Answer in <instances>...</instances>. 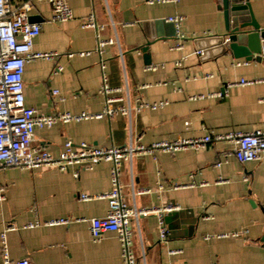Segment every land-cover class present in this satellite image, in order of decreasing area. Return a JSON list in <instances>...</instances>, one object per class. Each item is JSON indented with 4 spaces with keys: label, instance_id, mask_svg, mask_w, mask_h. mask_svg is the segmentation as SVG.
<instances>
[{
    "label": "crops",
    "instance_id": "obj_1",
    "mask_svg": "<svg viewBox=\"0 0 264 264\" xmlns=\"http://www.w3.org/2000/svg\"><path fill=\"white\" fill-rule=\"evenodd\" d=\"M28 0H13L18 5ZM33 2L31 15H39L41 33L37 51L57 52L54 58H34L24 72L26 104L39 112H99L103 71L112 86H128L132 98L169 103L156 110L144 109L130 120L123 115L94 118L37 128L34 147H47L55 155L71 139L75 143L125 145L132 138L151 143L178 137H198L228 131L264 128V80L241 84L242 79H264V54L247 61L232 51L198 52V38L224 32L223 0H69L74 17L66 22L49 19L46 0ZM257 20L264 27V0H251ZM95 14L105 28L102 38H114L102 51L97 30L83 21ZM180 15L184 47L174 48L175 26L167 18ZM164 19L163 35L148 37L144 22ZM152 29V28H151ZM154 26L152 32L157 33ZM151 41L148 69L140 49ZM202 44L204 42L202 41ZM264 45V40H262ZM93 50L90 55L78 52ZM70 53H74L70 55ZM181 60L180 65L175 62ZM102 61L105 69L102 68ZM61 67V69H59ZM58 89V94L53 90ZM222 92L221 96L215 95ZM204 97L190 99V95ZM230 141L211 142L199 150L139 154L125 163L122 181L130 206L151 208L169 203L180 207L166 214L168 238L159 236L155 213L132 220L133 250L137 264H264V159L241 162ZM218 162H221L218 165ZM112 164L100 162L91 169L58 167H5L0 179L7 198L0 202L1 233L7 224L12 259L29 258L34 264H118L123 260L117 234L106 231L92 236L91 219L109 211L107 199L82 200L83 192L101 194L112 188ZM248 176V180L244 176ZM149 187L148 193H137ZM70 219L67 224L27 227L36 220ZM247 229L239 236H219ZM207 234H213L206 238Z\"/></svg>",
    "mask_w": 264,
    "mask_h": 264
},
{
    "label": "built area",
    "instance_id": "obj_2",
    "mask_svg": "<svg viewBox=\"0 0 264 264\" xmlns=\"http://www.w3.org/2000/svg\"><path fill=\"white\" fill-rule=\"evenodd\" d=\"M49 2V19L55 22H66L74 17L69 0H46ZM179 0H147L148 3H168ZM33 2L24 1L18 5L13 0H0V170L5 167H20L32 169L35 167L54 166L62 170L75 168L74 175L79 176L81 168L91 169L100 162H110L112 188L101 194L83 192L82 200H94L104 198L108 200L109 211L106 215L91 219L92 236L99 239L106 231L117 234L122 246L123 260L118 264H137V256L133 250L132 220H138L140 216L155 213L159 219V236L162 240L168 238V227L165 222L166 214L180 209L176 204L169 203L164 206L151 208L130 206L124 196V183L122 181L123 167L125 163L132 164L135 156L155 152H174L181 149H196L206 147L211 142L230 141L234 143L233 152L241 162L260 161L264 159V128L254 131H228L207 134L198 137H178L176 139H164L151 143H143L139 140L130 139L125 145H94L82 141L75 143L68 139L63 149L55 155L47 147H34L33 141L37 128L51 127L57 123L82 121L94 118H112L123 115L130 120L135 114L144 109L156 110L163 108L169 103L164 99L155 102L145 101L141 98L133 99L128 86H112L108 76L103 71L102 84L99 93L104 97V108L99 112L82 111L73 113L61 111L55 114L39 112L36 108L26 104L24 93V72L26 64L34 58L51 59L57 52L37 51L34 49L35 38L41 33V22L30 21ZM184 17L180 15L170 16L168 21L174 23L177 28V41L174 48L184 47L183 34L180 26ZM84 27L97 30L98 45L96 51L101 52L107 44L115 43L114 38H102L99 33L105 28L98 25L95 14H90L82 23ZM264 51V50H263ZM93 50L78 52L80 55H90ZM199 53L201 51L198 50ZM74 53H70L73 55ZM181 60L175 62L180 65ZM102 68L105 63L102 61ZM158 65H148V69L156 70ZM61 69V67H59ZM258 80L242 79L241 84H248ZM53 94L59 90L54 89ZM222 92L215 95L221 96ZM204 97V94L190 95V99ZM221 162H218L220 165ZM248 180V176H244ZM7 186L0 179V202L7 198ZM149 187L139 188L137 193H148ZM69 218L60 217L49 221L36 220L26 224L34 227L45 224H67ZM16 224H7L1 233L2 241V264H34L29 258L14 260L11 257L7 239L9 230L17 229ZM248 232L243 228L218 234L219 236H239ZM213 234H207L208 239ZM112 264V263H104Z\"/></svg>",
    "mask_w": 264,
    "mask_h": 264
},
{
    "label": "water",
    "instance_id": "obj_3",
    "mask_svg": "<svg viewBox=\"0 0 264 264\" xmlns=\"http://www.w3.org/2000/svg\"><path fill=\"white\" fill-rule=\"evenodd\" d=\"M224 11V32L212 34L209 37L198 38L197 49L205 57H210V51L216 50L215 54H221L227 50L232 51L236 58H245L247 61L259 58L264 54V27L257 20L252 9L251 0H223ZM40 19L39 15H31L30 21L35 22ZM164 19H158L155 22H144V29L148 37H157L163 35L162 27ZM174 24V23H173ZM157 27V33L152 32L153 27ZM175 33L177 32L176 25ZM152 28V29H151ZM202 41L204 44H202ZM151 41L147 40L140 47L144 52L145 63H152L149 48ZM170 214V213H169ZM264 242V233L261 237Z\"/></svg>",
    "mask_w": 264,
    "mask_h": 264
}]
</instances>
